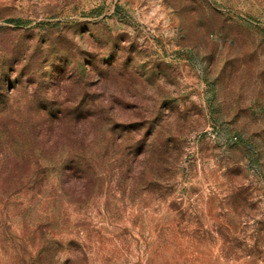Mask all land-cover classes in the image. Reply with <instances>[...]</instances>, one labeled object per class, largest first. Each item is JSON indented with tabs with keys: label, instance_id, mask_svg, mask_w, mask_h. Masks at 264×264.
<instances>
[{
	"label": "rangeland",
	"instance_id": "374dc122",
	"mask_svg": "<svg viewBox=\"0 0 264 264\" xmlns=\"http://www.w3.org/2000/svg\"><path fill=\"white\" fill-rule=\"evenodd\" d=\"M0 264H264V0H0Z\"/></svg>",
	"mask_w": 264,
	"mask_h": 264
},
{
	"label": "trees",
	"instance_id": "16d2710c",
	"mask_svg": "<svg viewBox=\"0 0 264 264\" xmlns=\"http://www.w3.org/2000/svg\"><path fill=\"white\" fill-rule=\"evenodd\" d=\"M12 23H16V25L17 24H19L20 25V21H11Z\"/></svg>",
	"mask_w": 264,
	"mask_h": 264
}]
</instances>
